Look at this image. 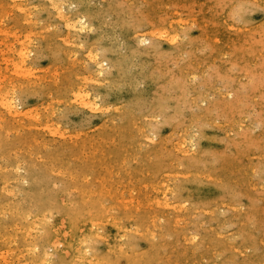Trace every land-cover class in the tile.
Here are the masks:
<instances>
[{
    "label": "rangeland",
    "instance_id": "374dc122",
    "mask_svg": "<svg viewBox=\"0 0 264 264\" xmlns=\"http://www.w3.org/2000/svg\"><path fill=\"white\" fill-rule=\"evenodd\" d=\"M49 261L264 264V0H0V264Z\"/></svg>",
    "mask_w": 264,
    "mask_h": 264
},
{
    "label": "bare ground",
    "instance_id": "6f19581e",
    "mask_svg": "<svg viewBox=\"0 0 264 264\" xmlns=\"http://www.w3.org/2000/svg\"><path fill=\"white\" fill-rule=\"evenodd\" d=\"M57 1V0H56ZM63 1V0H62ZM69 1H71V0H69ZM84 1V0H83ZM16 2V1H15ZM42 2V1H41ZM55 2V1H54ZM59 2V1H58ZM14 3V2H13ZM17 3V2H16ZM53 3V2H52ZM65 3H67V2H64V4ZM55 5H56V3H54ZM58 4H60V3H58ZM68 4V3H67ZM72 4V3H71ZM7 5H8V3H7ZM10 5V4H9ZM14 5V4H13ZM17 5V4H16ZM19 5V4H18ZM62 5V4H61ZM72 5H74V4H72ZM85 5V4H84ZM39 6H41V5H39ZM49 6V5H48ZM53 6V5H52ZM88 6V5H87ZM45 7V6H44ZM56 7V6H55ZM81 7V6H80ZM96 7V6H95ZM100 7H101V5H100ZM43 8V7H42ZM49 8V7H48ZM57 8V7H56ZM68 9H69V7H67ZM93 8V7H92ZM53 9V8H52ZM55 9V8H54ZM58 9V8H57ZM19 10V9H18ZM56 10V9H55ZM70 10V9H69ZM58 11H60L59 9H58ZM57 11V12H58ZM61 13V12H60ZM67 13H69V12H67ZM44 14V13H43ZM58 14V13H57ZM65 14V13H64ZM27 15V14H26ZM26 15H25V17H26ZM29 15V14H28ZM60 15V14H59ZM58 15V16H59ZM126 15V14H125ZM72 16H74V15H72ZM30 17V16H29ZM60 17V16H59ZM75 17V16H74ZM63 18V17H62ZM62 18H60V19H62ZM26 19V18H25ZM29 19V18H28ZM66 19V18H65ZM71 19V18H70ZM37 20V19H36ZM63 20V19H62ZM72 20V19H71ZM37 21H35V23H36ZM64 22V21H63ZM69 22V21H68ZM79 21H76L75 23H78ZM24 23V22H23ZM35 23H33V24H35ZM70 23H72V22H70ZM80 23H82V22H80ZM68 24V23H67ZM76 25V24H75ZM69 26V25H68ZM78 26H83V25H79L78 24ZM86 26V25H85ZM31 27V26H30ZM74 27V26H73ZM77 27V26H76ZM117 27V26H116ZM74 29V28H73ZM80 28H78V30H79ZM177 31V30H176ZM139 34H141V33H139ZM162 34V33H161ZM175 34H176V32H175ZM178 34V33H177ZM177 34H176V36H177ZM144 35V34H143ZM171 36V35H170ZM169 36V37H170ZM176 36H175V38H176ZM144 37V36H143ZM143 37L141 38V39H143ZM179 37V36H178ZM171 38V37H170ZM170 38H169V40H170ZM173 38H174V36H173ZM168 40V41H169ZM143 41V40H142ZM141 41V42H142ZM170 41H172V39L170 40ZM169 41V42H170ZM174 41H176V40H174ZM180 46V45H179ZM184 49V48H183ZM99 61V60H98ZM103 62V61H102ZM96 64H98V63H96ZM20 65V64H19ZM96 66V65H95ZM101 69V68H100ZM97 70H99V69H97ZM99 73V72H98ZM100 74V73H99ZM98 74V75H99ZM30 82V81H29ZM29 84V83H28ZM78 96V95H77ZM83 97H84V95H82ZM82 98V97H81ZM86 98V97H85ZM10 102H11V100H10ZM9 102V103H10ZM83 102V101H82ZM86 103V102H85ZM87 105H90V104H88V102H87ZM11 106H13V105H11ZM93 106V105H92ZM92 106H90V107H92ZM10 107V106H9ZM17 111V110H16ZM10 112V111H9ZM20 114V113H19ZM14 115V114H13ZM184 142V141H183ZM182 146V145H181ZM190 148H192V147H190ZM186 151V150H185ZM183 152H184V150H183ZM187 152V151H186ZM160 192V191H159ZM62 201V200H61ZM69 203V202H68ZM64 204V203H63ZM70 205H72V204H70ZM100 206V205H99ZM74 207V206H73ZM48 211H50V210H48ZM19 213H22L21 211L19 212ZM23 214V213H22ZM25 214V213H24ZM43 214V213H42ZM49 215V214H48ZM51 215V214H50ZM18 216V215H17ZM24 217V216H23ZM65 218V217H64ZM82 221V220H81ZM115 221V220H114ZM40 223V222H39ZM44 223V222H43ZM79 223V222H78ZM82 223V222H81ZM81 226V225H80ZM115 226V225H114ZM117 226V225H116ZM115 226V227H116ZM78 227V226H77ZM136 227V226H135ZM158 227V226H157ZM71 228V227H70ZM119 228H120V225H119ZM126 228V227H125ZM67 229V228H66ZM160 229V228H159ZM90 230V229H89ZM93 230V229H92ZM71 231V230H70ZM76 231V230H75ZM41 232H42V230H41ZM66 232V231H65ZM80 232V231H79ZM95 232V231H94ZM43 233V232H42ZM97 233V232H96ZM40 234V233H39ZM124 234V233H123ZM157 234H159V233H157ZM162 234V233H161ZM55 235V234H54ZM152 235V234H151ZM151 235H149V236H151ZM78 236V235H77ZM99 236V235H98ZM153 236V235H152ZM161 236V235H160ZM163 236V235H162ZM183 236V235H182ZM54 237V236H53ZM84 238V237H83ZM122 238V237H121ZM125 238H126V236H125ZM182 238V237H181ZM189 238V237H188ZM80 239V238H79ZM90 240V239H89ZM86 242H87V240H86ZM86 242H84V243H86ZM49 243V242H48ZM83 243V244H84ZM51 244V243H50ZM36 245V244H35ZM55 245V244H54ZM119 245L120 244H118V247H119ZM46 246V245H45ZM44 246V247H45ZM48 246V245H47ZM50 246V245H49ZM52 247V246H51ZM50 247V248H51ZM61 247V246H60ZM121 247V246H120ZM81 248V247H80ZM85 248H87V247H85ZM55 249V248H54ZM87 249H89V248H87ZM120 249V248H119ZM122 249V248H121ZM120 249V250H121ZM51 250V249H50ZM108 250V249H107ZM72 251V250H71ZM85 251H87L86 249H85ZM64 252V251H63ZM77 252H78V250H77ZM59 253H61L60 251H59ZM61 254H63V253H61ZM72 254H73V252H72ZM42 255V254H41ZM55 255V254H54ZM70 255V254H69ZM79 255V254H78ZM53 256V255H52ZM91 256H93V255H91ZM78 257V256H77ZM44 258V257H43ZM66 258V257H65ZM93 258H94V256H93ZM91 259V258H90ZM44 260V259H43ZM46 261H48V260H46ZM51 261V260H50ZM50 261H49V264H50ZM99 261V260H98ZM45 262V261H44ZM46 263V262H45ZM76 263H78V262H76ZM90 263V262H89ZM72 264V263H71Z\"/></svg>",
    "mask_w": 264,
    "mask_h": 264
}]
</instances>
